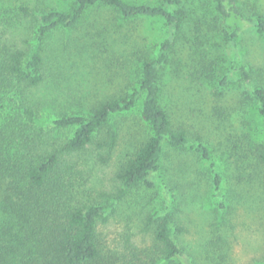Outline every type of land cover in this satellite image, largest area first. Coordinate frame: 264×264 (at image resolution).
<instances>
[{"label":"trees","instance_id":"obj_1","mask_svg":"<svg viewBox=\"0 0 264 264\" xmlns=\"http://www.w3.org/2000/svg\"><path fill=\"white\" fill-rule=\"evenodd\" d=\"M185 2L74 0L68 11L37 16L39 39L57 27H75L98 3L115 8L124 18L162 17L169 28L155 55L144 58L139 87L100 101L90 112H61L54 119L58 129L76 128L65 140L54 138L37 122L44 104L33 99L32 91L48 77L46 50L31 52L0 42V113H7L0 120V264H186L185 248L176 237L185 228L174 212H145L140 239L132 226L119 240L110 239L105 230L109 216L117 212L115 201L136 187L156 185L168 151L191 148L212 159V148L203 141L190 142L187 129L175 124L162 99L163 71L188 18ZM208 7L216 49H206L212 38L195 34V70L215 88L218 99L228 91L238 93L243 130L228 138L230 154L241 180L260 188L264 199V83L254 80L248 63L239 64V45L249 30L264 38V13L247 11L244 0H212ZM141 99L149 133L117 169L119 194L97 190L91 184L93 165L109 164L121 137L115 117ZM252 105L256 116L249 110Z\"/></svg>","mask_w":264,"mask_h":264},{"label":"rangeland","instance_id":"obj_2","mask_svg":"<svg viewBox=\"0 0 264 264\" xmlns=\"http://www.w3.org/2000/svg\"><path fill=\"white\" fill-rule=\"evenodd\" d=\"M73 1L0 0V42L31 52L39 47L46 50L48 77L32 91V97L44 104L38 124L61 140L76 129L55 127L54 119L61 112L87 113L112 95L132 92L139 87L144 58L153 57L169 35L162 17L124 18L115 8L98 3L87 9L75 27H57L39 39L37 16L50 10L68 11ZM126 1L158 4L161 0ZM244 2L247 11L264 13V0ZM185 3L188 18L163 71L162 99L175 124L187 129L190 142L203 141L212 148V159L202 158L191 148L168 151L156 185L136 187L115 201L117 212L109 216L105 230L110 239L119 240L132 226L140 239L144 236L140 224L145 212L171 211L185 228L176 237L185 248L186 264H264L262 191L241 180L236 159L230 154L228 138L243 130L238 93L227 90L218 99L215 88L200 80L195 70V34L201 33L203 40L212 38L206 49H216V30H211L213 19L208 14L212 0ZM239 52V64L248 63L255 71L254 80L264 83V38L250 29L240 42ZM141 106L142 99L115 117L121 137L111 162L93 165L91 184L97 190L119 194L117 169L149 133ZM249 110L256 116L253 105ZM6 114L0 113V120Z\"/></svg>","mask_w":264,"mask_h":264}]
</instances>
